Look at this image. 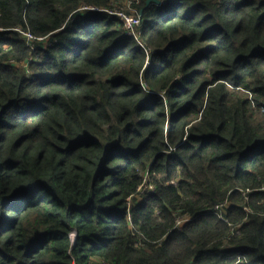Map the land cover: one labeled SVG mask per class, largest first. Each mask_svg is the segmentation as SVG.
<instances>
[{
  "label": "trees",
  "instance_id": "16d2710c",
  "mask_svg": "<svg viewBox=\"0 0 264 264\" xmlns=\"http://www.w3.org/2000/svg\"><path fill=\"white\" fill-rule=\"evenodd\" d=\"M159 1L0 0V264H264V0Z\"/></svg>",
  "mask_w": 264,
  "mask_h": 264
},
{
  "label": "built area",
  "instance_id": "2783aa9c",
  "mask_svg": "<svg viewBox=\"0 0 264 264\" xmlns=\"http://www.w3.org/2000/svg\"><path fill=\"white\" fill-rule=\"evenodd\" d=\"M81 11H90V12H101L102 8H97V7H82ZM136 12V11H135ZM133 13V11L130 14L124 13L122 11H111L109 10L108 13L114 14L117 16L118 20L122 22L124 30L131 35L136 36V32L138 27L141 24V17L136 15V13ZM21 34H23L28 41L34 39L33 36L29 33L20 31ZM224 203L216 205L214 207L215 213L217 215H221V211L224 209ZM181 221H179L177 224H180ZM73 236V234H71Z\"/></svg>",
  "mask_w": 264,
  "mask_h": 264
},
{
  "label": "water",
  "instance_id": "95a60500",
  "mask_svg": "<svg viewBox=\"0 0 264 264\" xmlns=\"http://www.w3.org/2000/svg\"><path fill=\"white\" fill-rule=\"evenodd\" d=\"M150 2H154L157 5L161 3L159 0H147L146 5L150 4Z\"/></svg>",
  "mask_w": 264,
  "mask_h": 264
},
{
  "label": "rangeland",
  "instance_id": "374dc122",
  "mask_svg": "<svg viewBox=\"0 0 264 264\" xmlns=\"http://www.w3.org/2000/svg\"><path fill=\"white\" fill-rule=\"evenodd\" d=\"M72 237V240L74 239V235L73 236H71Z\"/></svg>",
  "mask_w": 264,
  "mask_h": 264
}]
</instances>
